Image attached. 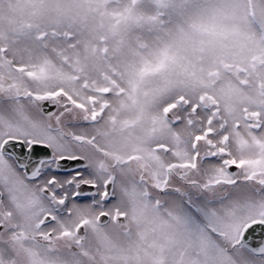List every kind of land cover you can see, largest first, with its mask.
<instances>
[{
	"label": "snow or ice",
	"instance_id": "6c2138e0",
	"mask_svg": "<svg viewBox=\"0 0 264 264\" xmlns=\"http://www.w3.org/2000/svg\"><path fill=\"white\" fill-rule=\"evenodd\" d=\"M0 264H264V0H0Z\"/></svg>",
	"mask_w": 264,
	"mask_h": 264
}]
</instances>
